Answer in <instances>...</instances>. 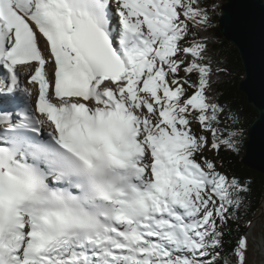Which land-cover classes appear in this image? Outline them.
<instances>
[{
    "label": "snow or ice",
    "instance_id": "6c2138e0",
    "mask_svg": "<svg viewBox=\"0 0 264 264\" xmlns=\"http://www.w3.org/2000/svg\"><path fill=\"white\" fill-rule=\"evenodd\" d=\"M219 7L0 0V103L23 100L0 109V264H252V180L216 158L244 143Z\"/></svg>",
    "mask_w": 264,
    "mask_h": 264
},
{
    "label": "water",
    "instance_id": "95a60500",
    "mask_svg": "<svg viewBox=\"0 0 264 264\" xmlns=\"http://www.w3.org/2000/svg\"><path fill=\"white\" fill-rule=\"evenodd\" d=\"M222 10L218 28L225 39L239 51L245 69L240 85L245 84L248 91L240 85L239 90L246 95L248 104L258 113L248 128L242 164L264 174V2L226 0ZM240 11L247 14L249 27L241 35L229 39L225 35L226 14Z\"/></svg>",
    "mask_w": 264,
    "mask_h": 264
},
{
    "label": "trees",
    "instance_id": "16d2710c",
    "mask_svg": "<svg viewBox=\"0 0 264 264\" xmlns=\"http://www.w3.org/2000/svg\"><path fill=\"white\" fill-rule=\"evenodd\" d=\"M264 2V0H261ZM220 5L217 9L215 17V28L210 35L216 39V43L212 45L214 54L217 59L221 60L223 66L230 70L231 75H224L221 77L220 83L215 85L216 92L219 94L221 103H227L234 111L239 114L240 125L242 126L244 143L241 144L240 154L238 156L221 150L218 157L219 161L224 164V169L230 172H235L241 178H250L252 180L251 192L249 193L246 204V217L245 219L256 220L258 214H260V207L262 200L264 199V174L255 172L254 169L245 167L242 164V159L245 157V142H247L248 128L255 120L257 111L247 102V97L239 90V85L244 79V66L240 58L239 51L230 44L229 41L221 34L219 30V18L223 13V6L226 0H216ZM209 158H213L215 153L207 155ZM230 227L233 230V237L237 234L235 224H231ZM239 231H245L243 223L239 226ZM228 245H225L227 248Z\"/></svg>",
    "mask_w": 264,
    "mask_h": 264
},
{
    "label": "rangeland",
    "instance_id": "374dc122",
    "mask_svg": "<svg viewBox=\"0 0 264 264\" xmlns=\"http://www.w3.org/2000/svg\"><path fill=\"white\" fill-rule=\"evenodd\" d=\"M213 154V152L209 151L206 152L205 155H209V154ZM256 222L255 225H257L254 230L252 231V235L257 239L260 240L262 238V232H264V213L260 212V214H258L256 220L254 221V223ZM250 262H252V264H259L260 263V255L257 249V246H254L253 251L250 252V256H249Z\"/></svg>",
    "mask_w": 264,
    "mask_h": 264
},
{
    "label": "bare ground",
    "instance_id": "6f19581e",
    "mask_svg": "<svg viewBox=\"0 0 264 264\" xmlns=\"http://www.w3.org/2000/svg\"><path fill=\"white\" fill-rule=\"evenodd\" d=\"M260 212L264 213V199L262 200V203H261ZM255 224H256V222L253 224L251 233L254 230V228L257 226ZM257 241L260 242L259 245L257 246V249H258V252L260 255V263L259 264H264V239L261 238L260 240H257Z\"/></svg>",
    "mask_w": 264,
    "mask_h": 264
}]
</instances>
